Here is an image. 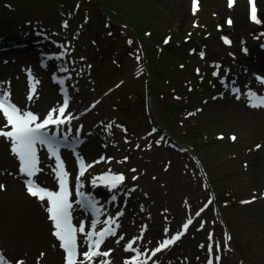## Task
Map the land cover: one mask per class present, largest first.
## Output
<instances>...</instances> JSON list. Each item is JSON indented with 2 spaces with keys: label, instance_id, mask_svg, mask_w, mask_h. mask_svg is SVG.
<instances>
[{
  "label": "rangeland",
  "instance_id": "1",
  "mask_svg": "<svg viewBox=\"0 0 264 264\" xmlns=\"http://www.w3.org/2000/svg\"><path fill=\"white\" fill-rule=\"evenodd\" d=\"M191 1L15 0L13 12H1L0 0V32L17 39L28 27L36 35L40 28L42 37L58 36L61 21L67 22L68 27H64L67 49L84 63L91 101L89 109L75 116L73 122H84L91 128L112 123L113 128L107 127L106 135L112 136L115 144L124 143L127 134L137 138L145 133L154 137L153 143L148 140L147 147L158 158L163 156L167 163H172L173 157L181 158L184 166L179 168L180 173L170 165L159 185L163 211L173 214V218L180 216L185 224L191 220L193 226L200 227L201 240L212 245L211 259L215 264H221L223 257L213 252L219 233L224 256L232 257L237 264H246V257L260 255L263 241L258 236L260 225L244 221L241 209L249 199L241 197L238 191L250 181L264 187V169L260 168L264 162L255 169L254 162L245 160L248 155L260 154V145L254 138L261 137L264 126L259 134L253 132L251 120H259L260 115L243 103L233 88L241 89L239 95L248 93L245 92L250 86L248 75L260 63L264 0L258 3L257 18L261 23L251 21L239 31L232 27L240 23L238 0H234L231 8L229 0H196L195 12L194 0ZM181 8L187 9L184 16L178 11ZM229 19L231 24L226 23ZM4 22L12 25L6 26ZM227 25L231 27L228 29ZM222 37L231 43L225 44ZM17 57L24 59L20 67L22 76L12 72L15 68L10 69L4 84L13 101H18L14 82L20 78L28 80L30 69H40L42 63L30 62V57L23 54ZM214 71H219L220 76H214ZM41 77L43 81L48 79L44 72ZM255 78L261 84L258 78H264V74ZM62 87L69 93L78 89L72 80L67 86L56 85L54 91L60 97ZM26 89L29 94L31 86ZM52 110L46 106L38 116L42 120ZM86 112L90 116L82 119ZM167 141L170 147H165ZM157 147H165L166 152L157 151ZM192 168L195 173L190 177L192 182H188ZM76 171L74 167L72 174ZM97 177L92 172L84 175L88 189ZM186 187L189 190L182 193ZM105 190L108 193V188ZM259 191L254 189V193ZM129 194V186L124 184L119 200L113 196L112 200L116 206H124L123 198ZM210 200L213 203L205 207ZM110 214L114 215L115 210ZM212 221L219 231H215ZM152 222L161 225L158 217H152ZM183 225L177 226L166 239L184 231ZM189 228L183 242L162 255L165 260L169 261L184 247L189 240ZM163 240L155 242L151 249ZM209 258L208 252L197 262L208 264ZM23 259L21 255L14 256L11 264ZM259 263L264 264V260Z\"/></svg>",
  "mask_w": 264,
  "mask_h": 264
},
{
  "label": "bare ground",
  "instance_id": "2",
  "mask_svg": "<svg viewBox=\"0 0 264 264\" xmlns=\"http://www.w3.org/2000/svg\"><path fill=\"white\" fill-rule=\"evenodd\" d=\"M238 1L237 16L240 23L232 24V27L239 31L252 22L248 1ZM259 1L256 0L257 15H259ZM190 6L191 3L188 4V7ZM178 11L184 16L187 9L181 8ZM4 23L6 26L12 25L10 22ZM64 24V20L61 21L58 36L48 34L46 37H42L43 32L40 28H38L40 32L36 35L35 30L28 27L27 32L22 33L17 39L0 32V88L4 87L9 77L6 73L10 72V69L15 68L12 72L22 76L20 67H23L22 61L24 59L17 57L18 55L29 56L30 62H33V60L42 62L40 69H30L31 78L29 76L28 81L20 78L19 82H14V84L17 83V90L21 92L19 108L25 112L38 115L46 106H50L52 109H59L62 106L61 97L54 91V85L51 84L52 80L62 81L64 84L72 80L78 86L77 90H73L69 94V104L65 116L70 115L76 118L75 116L79 115L80 112L89 109L91 101L88 96L86 82L87 70L84 63L75 58L67 49ZM230 27L231 25H227L228 29ZM13 46H16V48L13 49ZM261 53L259 65L254 67L248 75L250 86L246 88L245 92L252 91L263 96L264 87L256 81L255 77L264 74V46ZM4 58H9L10 61H6ZM41 72L48 75L46 81L42 80ZM33 80L36 81L35 88L37 91L33 98L29 100L30 94L27 93L26 86H31ZM46 82L49 84L46 85ZM239 99L249 106L247 93L239 95ZM252 111L260 115V119L251 120L250 128L253 132L259 134L264 126V109L254 108ZM86 113L82 116V119H87L90 116L89 112ZM5 122L2 114H0V125ZM108 125H111V129L113 128L112 123H108ZM69 127L71 128L70 136L72 138L77 136V128L80 129L79 138L75 142L74 153L71 152L72 155L69 156L60 155L65 169L69 172L70 186L73 187L75 184V177L72 176L73 168L79 166L78 170L81 169L80 160L82 158L84 165L90 168L89 172L97 174L98 177L108 173L109 170L113 174H123L125 176L124 182H127L125 185L129 186L131 191L127 198H123L126 204L116 206L111 196H115L116 200H119L123 189L121 185L117 190L108 188L107 193L105 192L107 187L97 181L95 185L92 184L88 189L86 194L94 198L97 202V208L100 209L98 219L101 223L97 225V231L105 224L104 221L107 217H116L122 213L118 219L120 228L117 229V235L107 239L101 251L111 249L109 259L112 264H125V261L135 258V252H125L124 247L134 237H142V239L136 241L133 247L139 249L141 253L147 252L150 256L152 245L155 242L168 238L177 226L185 224L180 216L173 218V214L163 211V204L161 205L159 201L162 199L159 185L165 180V174L170 169V165H174L180 173L179 168L184 166L183 160L173 157L172 163H167L163 156L158 158V154L155 151H149L147 147L148 140L153 143L154 137L145 133L137 138L127 134L124 143L115 144L112 136L108 137L106 135L108 127L106 124L100 123L91 128L84 122H71L70 125L61 126L64 133L68 132ZM91 135H93L92 139ZM254 140L260 145V154L253 153L248 155L245 160L248 163L254 162L255 169H259L260 163L264 162V133L261 137L256 136ZM165 143V147H170L169 141ZM165 147H157V151L166 152ZM41 160L44 167L42 166L43 171L36 176V183L52 191L57 181L53 171L55 160L50 158V154L44 153L41 154ZM19 168V160L11 152V142L4 137H0V185L4 186L0 189V242L3 247L1 252L10 262L12 257L21 255L25 264H37L40 253H44L43 257L39 259V264H64V252L60 247V242L53 235V223L49 219V213L46 210L48 202H40L25 193L26 191L22 186V180L25 176L20 173ZM260 168L264 169V167ZM132 169L136 171L133 172ZM188 173L190 178L195 173V169H190ZM133 177H136V179L134 180ZM190 181L192 182L191 178L188 182ZM79 184L84 187L86 185L81 181ZM187 188L182 193L188 191ZM256 188L260 189L258 193H254ZM251 190H253V193H251ZM238 192L241 197L249 199V203L243 204L241 209L244 221L260 225L261 233L258 236L263 241L260 244L262 248L260 255L254 258L255 255L252 254V259L246 257L245 262L246 264H260L259 260H264V187L260 188V186H256L255 183L250 181L244 184ZM258 203H261V205H257ZM179 205L183 206V204ZM112 210H115L114 215L110 214ZM152 217H158L161 225L155 223L153 225ZM235 220L240 221L239 219ZM81 221H85L87 226L90 219L83 215L82 219L75 223L77 228ZM212 225L215 227H213L215 231H219L214 221H212ZM189 227V240L179 252L174 253L176 254L174 257L167 261L161 254H157V257L148 260V264H153V261L156 264H199L197 258L201 259L204 254L208 253V245L201 240L200 227L197 224L194 226L191 224ZM156 228L158 230L155 231ZM77 234L79 240L83 242L85 237L80 233ZM220 235L219 233V237L216 236L218 243L213 248L218 247L213 252L223 256L221 264H237L232 257L224 256ZM120 236H123L124 239L120 243H116ZM201 245H204V247L202 248ZM140 260H147V257L142 255Z\"/></svg>",
  "mask_w": 264,
  "mask_h": 264
},
{
  "label": "snow or ice",
  "instance_id": "3",
  "mask_svg": "<svg viewBox=\"0 0 264 264\" xmlns=\"http://www.w3.org/2000/svg\"><path fill=\"white\" fill-rule=\"evenodd\" d=\"M233 3L234 0H229L230 8ZM249 3L252 5L250 10L251 21L261 23L256 16L254 0H249ZM196 7L197 3L196 0H194V12ZM226 23L231 24V20L229 19ZM64 27H68L67 22H65ZM221 39L225 44L231 43L227 37H222ZM129 43H131V41H129ZM244 51H246V49ZM201 57L203 58V53H201ZM217 68H219V66H217ZM213 75L220 76V72L214 71ZM226 75L227 73H225V76ZM29 76L31 78V72H29ZM258 80L264 85V78H258ZM35 83L36 81L34 80L31 83L30 95L28 97L29 100L35 95ZM225 86H227V83H225ZM240 91L241 89L238 87L233 88V92L238 98ZM247 98L250 107L264 108V96L249 91L247 93ZM67 107L68 102L65 100L64 104L59 109H53L43 120H41L37 114L25 112L12 103L11 93L6 88H0V114H2L6 121L3 125H0V137H4L11 142V152L17 157L20 163L19 171L26 177L25 186L28 194L40 202H48L46 210L49 213V219L53 223V235L60 242V247L65 253V264H112V261L109 259L112 250L108 249L106 251H101V248L109 237H115L117 235V229L120 228L118 219L119 215H122V213L118 214L116 217H107L104 221L106 227L97 231V225L101 223L98 219L100 209L97 208V202L94 198L86 196L80 191V188L83 187V185H80V187L76 189L77 200L75 203L80 204L86 212L89 210L95 212L96 218L92 220L90 230L87 232L85 231V221H81L78 228L72 223V192L67 185L68 173L59 151L62 145L68 143L69 135L71 133L70 127L68 132L64 133L61 126L65 124L70 125L71 121L74 119V117L70 115L65 116ZM108 128L111 129V125H108ZM51 129H55L57 134L62 133V138H58L57 134L49 135V130ZM76 131L77 136L73 137L72 142H76L79 138L80 129L77 128ZM232 139H235V137ZM37 144L46 146L50 158H54L55 160L53 171L58 183V191L47 190L39 186L34 179L43 171L39 166L41 161L37 151ZM80 165L82 170L79 174L82 176L84 174L83 169L86 167L82 158L80 160ZM132 171L135 172L136 170L132 169ZM133 179L135 180L136 177H133ZM97 181L110 190H117L119 186L124 183L125 176L123 174H113L111 173V170H109L108 173L94 179L92 183L95 185ZM3 187V185H0V189ZM113 199H115V196H113ZM209 203H211V201H209ZM245 203L249 202L245 201ZM197 215H199V212ZM191 223L192 221L188 220L182 228L186 230ZM77 233H80L85 237V240L80 244H78ZM181 235L182 233L178 232L172 238L164 239L159 242L158 246L151 250V256H148L147 252L141 253L139 249L133 247L137 240L142 239V237H134L126 244L124 251L135 252V258L130 261H125V264H148V260L157 257L158 253H162L171 246H174L176 241L181 239ZM123 239L124 237L120 236L116 240V243H120ZM209 239L211 240V234ZM83 244L87 245V249L81 252L80 249ZM201 247L203 248L204 245H201ZM208 252L210 254L208 264H213V260L211 259V244L208 246ZM43 255L44 253H40V257L37 258V264H39V259L43 257ZM142 255L147 257V260H140ZM218 259L219 257H217V260ZM0 264H11L3 253H0ZM15 264H25V262L23 260H17ZM153 264H156V262L153 261Z\"/></svg>",
  "mask_w": 264,
  "mask_h": 264
}]
</instances>
